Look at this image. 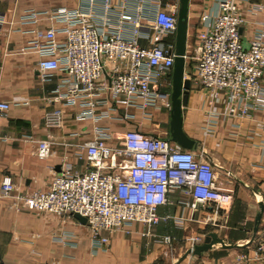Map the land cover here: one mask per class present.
Segmentation results:
<instances>
[{"label":"built area","instance_id":"1","mask_svg":"<svg viewBox=\"0 0 264 264\" xmlns=\"http://www.w3.org/2000/svg\"><path fill=\"white\" fill-rule=\"evenodd\" d=\"M242 1L220 0L216 15L202 17L194 44L187 42L185 77L200 88L206 137L221 119H250L264 111V21L256 18L264 0L246 10ZM178 7L179 0H78L76 6L31 8L17 17L14 31L37 37L32 47L43 80L50 79V71L60 73L51 94L57 106L45 112V126L62 128L67 110L88 124L76 134L75 162L65 157L46 186L23 192L5 177L0 198L38 211L80 213L101 250L111 235L135 232L138 224L150 235L151 227L171 217H163L160 208L172 203L177 191L190 197L180 202L193 212L231 201L217 165L202 150L171 141L157 120L159 112L171 109ZM28 25L31 29H24ZM11 107L0 100V110ZM145 122L155 129L146 131ZM54 142L38 141L43 149ZM177 219L182 223L184 217ZM173 239L159 237L169 245ZM203 239L195 236L192 246ZM235 259L236 264L264 261V233L253 254Z\"/></svg>","mask_w":264,"mask_h":264},{"label":"crops","instance_id":"2","mask_svg":"<svg viewBox=\"0 0 264 264\" xmlns=\"http://www.w3.org/2000/svg\"><path fill=\"white\" fill-rule=\"evenodd\" d=\"M219 1L190 0L188 42L191 29L201 27L205 14L216 15ZM257 1L243 0L240 6L246 10ZM77 3L0 0V100L12 104L9 110H0V184L10 177L22 192L46 186L65 157L75 162V143L79 141L76 134L88 122L75 119L74 111L67 110L62 128L45 126V112L57 106L51 94L60 73L50 71V79L43 80L39 55L32 47L37 37L15 32V20L27 9L72 7ZM256 18L264 21V12ZM45 26L43 23L40 27ZM204 115L200 88L192 83L184 109V129L197 140L195 150H202L217 165L221 186L231 193L230 202L193 212L180 202L190 197L177 191L172 195L173 202L160 208L163 217H171L151 227L150 235H143L145 227L138 224L135 232L111 235L107 249L101 250L96 248L87 226L74 215L29 209L14 198H0V264H236L237 254H253L257 239L264 233V209L258 231H254L256 216L264 204V111L255 112L250 119H221L207 137L202 129ZM157 120L160 130L169 132L170 109L159 112ZM143 128L155 129L149 122ZM44 139L55 142L43 149L38 141ZM179 216L184 217L182 223ZM209 232H217L233 245L217 244L200 255L194 254L192 239L198 235L205 238ZM164 234L173 236L172 244L159 240Z\"/></svg>","mask_w":264,"mask_h":264},{"label":"water","instance_id":"3","mask_svg":"<svg viewBox=\"0 0 264 264\" xmlns=\"http://www.w3.org/2000/svg\"><path fill=\"white\" fill-rule=\"evenodd\" d=\"M189 7L190 0H179L178 22L175 35V59L173 71L171 73V109L169 123V139L176 142L185 149L195 150L197 148V140L191 137L184 129V109L189 103L191 79L185 77L188 63L186 61V48L188 42V24H189ZM264 204H261V211L257 214L254 227L255 233L258 231L259 222L262 216ZM74 217L82 223H86V217L75 212ZM217 244L233 245V242L227 240L217 234V232H209L203 242L195 244L193 253L200 255L210 250Z\"/></svg>","mask_w":264,"mask_h":264},{"label":"rangeland","instance_id":"4","mask_svg":"<svg viewBox=\"0 0 264 264\" xmlns=\"http://www.w3.org/2000/svg\"><path fill=\"white\" fill-rule=\"evenodd\" d=\"M195 32H196V30L195 29H191V34H190V37H189V43L190 44H194V36H195ZM194 50H193V48H190V53H189V55H190V58L188 59V62L191 64V66L195 63V61H194Z\"/></svg>","mask_w":264,"mask_h":264}]
</instances>
